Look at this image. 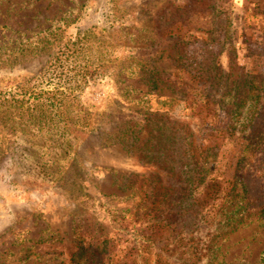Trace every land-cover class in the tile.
<instances>
[{
  "label": "rangeland",
  "instance_id": "obj_1",
  "mask_svg": "<svg viewBox=\"0 0 264 264\" xmlns=\"http://www.w3.org/2000/svg\"><path fill=\"white\" fill-rule=\"evenodd\" d=\"M209 5L210 0H0V87L54 88L47 80L27 83L44 70L51 51L31 58L15 48L27 46L26 37L55 21L68 37L80 30L95 37L94 58L103 65L77 91L87 115L85 129L56 144L47 136L19 134L4 145L0 264H73L75 233L103 247L106 264H131L139 250L150 254L153 244L170 242L171 227H149L143 231L148 242L139 244L132 233L143 223L141 198L158 200L165 182L162 169L139 157L151 144L144 118L170 109L179 117L178 86L193 95L204 93L199 62L207 51L225 69L234 49L245 71L264 70V56L258 54L264 0H219L232 18L228 39L223 17H215ZM209 30L214 35L207 40ZM188 104L185 121L197 141L215 152L208 178L196 192L202 197L219 188L212 201L219 205L235 185L244 142L220 131L228 116L217 106L193 98ZM218 244L214 264L256 262L264 248L263 219L254 215Z\"/></svg>",
  "mask_w": 264,
  "mask_h": 264
},
{
  "label": "trees",
  "instance_id": "obj_2",
  "mask_svg": "<svg viewBox=\"0 0 264 264\" xmlns=\"http://www.w3.org/2000/svg\"><path fill=\"white\" fill-rule=\"evenodd\" d=\"M209 8L215 17H223L221 23L224 27L226 24L228 39L231 16L220 9L219 0H210ZM60 24L61 21H55L47 29L32 32V36L25 38L27 46L15 48L23 56L27 50L26 56L31 58L51 51L44 70L27 83L47 80L54 88L44 89L36 83L27 89L10 84L0 87V157L4 145L19 134L47 136L56 144L76 136L78 130L87 126V115L79 108L77 91L94 79L103 65L94 58L95 37L92 39L86 30H80L74 38L68 37ZM261 32L263 42L258 54L264 56V28ZM207 33L210 40L214 30ZM214 59L215 53L207 51L199 62L206 83L203 94H190L183 86L176 88L179 117L171 114L170 109L144 118L145 124L150 125L146 140L151 144L141 148L139 157L162 169L165 182L160 183L158 200L148 201L147 195L141 198L139 220L143 223L132 233L137 244V240L148 242L143 231L149 227H171L173 236L163 246L153 244L150 254L139 250L131 264H214L220 255V240L254 215L264 221V70L245 71L237 62L234 49L228 51L226 69ZM189 98L217 106L228 116L227 126L220 131L244 142L233 174V181L240 185L241 191L235 192L234 185L219 205L212 202L219 188L202 197L196 192L208 178L210 159L215 152L197 141L194 130L185 121L190 117ZM183 115L185 118L181 120ZM75 235L78 239H73L76 242L71 256L73 264H106L103 247L79 239L78 233ZM237 264H264V248L256 262L244 260Z\"/></svg>",
  "mask_w": 264,
  "mask_h": 264
}]
</instances>
